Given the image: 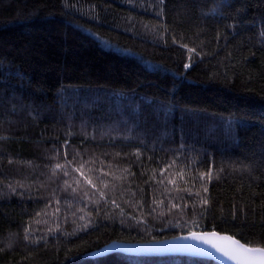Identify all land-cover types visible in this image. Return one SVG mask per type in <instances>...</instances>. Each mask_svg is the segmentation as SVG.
<instances>
[{"label": "trees", "instance_id": "obj_1", "mask_svg": "<svg viewBox=\"0 0 264 264\" xmlns=\"http://www.w3.org/2000/svg\"><path fill=\"white\" fill-rule=\"evenodd\" d=\"M189 231L264 246V0H0V264Z\"/></svg>", "mask_w": 264, "mask_h": 264}, {"label": "water", "instance_id": "obj_2", "mask_svg": "<svg viewBox=\"0 0 264 264\" xmlns=\"http://www.w3.org/2000/svg\"><path fill=\"white\" fill-rule=\"evenodd\" d=\"M217 234L218 236L226 235L220 233ZM187 236L188 234H182L170 239L151 242H112L103 246L99 250L90 253L89 258L95 259L119 253L133 257L182 256L205 259L217 264H235L234 261L229 260L226 256L217 252L210 245L204 244L200 241H193L191 239H181L182 237ZM217 243L227 244L226 241L220 240H217Z\"/></svg>", "mask_w": 264, "mask_h": 264}, {"label": "snow or ice", "instance_id": "obj_3", "mask_svg": "<svg viewBox=\"0 0 264 264\" xmlns=\"http://www.w3.org/2000/svg\"><path fill=\"white\" fill-rule=\"evenodd\" d=\"M184 67L188 68L189 65L185 64ZM77 170L83 171L80 168ZM64 174L68 175V172L65 171ZM85 179H87L86 176ZM87 184L90 186L92 181L88 179ZM181 239H191L210 245L229 260L234 261L235 264H264V246L249 247L247 246V242L241 243L240 239H233L231 235L218 236L216 232L201 231L197 233L196 231H189L188 236ZM217 240L226 241L227 244L217 243Z\"/></svg>", "mask_w": 264, "mask_h": 264}]
</instances>
